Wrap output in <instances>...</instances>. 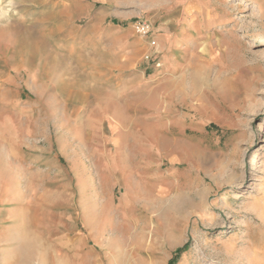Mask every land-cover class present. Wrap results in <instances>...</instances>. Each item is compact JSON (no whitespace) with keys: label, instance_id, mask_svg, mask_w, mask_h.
Segmentation results:
<instances>
[{"label":"rangeland","instance_id":"374dc122","mask_svg":"<svg viewBox=\"0 0 264 264\" xmlns=\"http://www.w3.org/2000/svg\"><path fill=\"white\" fill-rule=\"evenodd\" d=\"M263 38L264 0H0V125L55 141L66 102L105 171L114 124L155 135L104 264H264Z\"/></svg>","mask_w":264,"mask_h":264},{"label":"crops","instance_id":"0c3cea01","mask_svg":"<svg viewBox=\"0 0 264 264\" xmlns=\"http://www.w3.org/2000/svg\"><path fill=\"white\" fill-rule=\"evenodd\" d=\"M61 106L55 141L35 131L22 140L0 125V229L7 226L0 230V254L11 256V264H104L118 235L106 239L102 233L137 223V207L146 198V178L133 158L137 149L158 153L155 135L145 129L131 135L130 126L114 124L122 135L112 137L111 151L101 152L105 171L98 153L85 146L83 122L68 117L66 102ZM87 157L93 160L90 168L83 163ZM150 183L152 191L168 189L154 179Z\"/></svg>","mask_w":264,"mask_h":264},{"label":"built area","instance_id":"2783aa9c","mask_svg":"<svg viewBox=\"0 0 264 264\" xmlns=\"http://www.w3.org/2000/svg\"><path fill=\"white\" fill-rule=\"evenodd\" d=\"M134 30L141 36L145 37L151 33L152 28L150 23H148L146 20L141 19L135 23ZM152 44L154 45V43Z\"/></svg>","mask_w":264,"mask_h":264},{"label":"bare ground","instance_id":"6f19581e","mask_svg":"<svg viewBox=\"0 0 264 264\" xmlns=\"http://www.w3.org/2000/svg\"><path fill=\"white\" fill-rule=\"evenodd\" d=\"M23 35V34H22ZM23 38V37H22ZM27 39V38H26ZM263 40H264V38H263ZM22 43V42H21ZM32 54H33V56H36V55H40V53H41V50L39 49V46L36 44V43H34L33 44V46H32V49H31V51H30ZM30 56V55H29ZM44 69V68H43ZM45 69H46V67H45ZM44 73H45V71H44ZM42 76V75H41ZM33 242H35V241H33ZM27 243V242H26ZM37 244V243H36ZM33 246V245H32Z\"/></svg>","mask_w":264,"mask_h":264},{"label":"trees","instance_id":"16d2710c","mask_svg":"<svg viewBox=\"0 0 264 264\" xmlns=\"http://www.w3.org/2000/svg\"><path fill=\"white\" fill-rule=\"evenodd\" d=\"M184 249H180L178 250V252L176 253V256L170 261L169 264H175V261L177 260L178 256L183 252Z\"/></svg>","mask_w":264,"mask_h":264}]
</instances>
